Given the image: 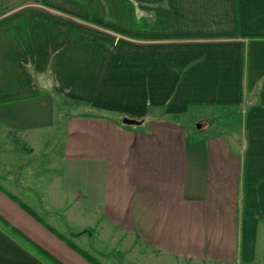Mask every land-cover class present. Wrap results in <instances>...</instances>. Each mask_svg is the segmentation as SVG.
I'll list each match as a JSON object with an SVG mask.
<instances>
[{
  "label": "crops",
  "instance_id": "crops-1",
  "mask_svg": "<svg viewBox=\"0 0 264 264\" xmlns=\"http://www.w3.org/2000/svg\"><path fill=\"white\" fill-rule=\"evenodd\" d=\"M0 158V264L256 260L264 0H0Z\"/></svg>",
  "mask_w": 264,
  "mask_h": 264
},
{
  "label": "rangeland",
  "instance_id": "rangeland-1",
  "mask_svg": "<svg viewBox=\"0 0 264 264\" xmlns=\"http://www.w3.org/2000/svg\"><path fill=\"white\" fill-rule=\"evenodd\" d=\"M117 38V36H115ZM200 112L204 113L203 110L195 111L193 113H190L189 115H186L185 117H179L178 120L185 126L191 127L193 131H195L194 134L198 135L200 132V128L206 125V121H201ZM205 113L210 114V118L212 119L213 111H207ZM194 120V123L191 124V122ZM213 134V132H211ZM45 151H48L47 149ZM44 150L37 154L36 152H31V157L28 160V162L33 159L37 158L39 160H47L48 162L53 158L52 156H48L47 153H43ZM50 152V151H49ZM51 153V152H50ZM6 158H9V156H5ZM49 157V158H48ZM41 161V162H42ZM1 162V158H0ZM45 162V161H43ZM24 165V164H23ZM22 164L16 163L14 164H7V165H1L0 163V173L5 174L7 171H9V168H15L17 167L18 170H21ZM52 171H55V168L52 167ZM4 172V173H3ZM99 233L101 236L108 237L107 239V246L104 247V250L109 251L111 250V254L108 257L107 260H105V264H209L206 262H197L193 260H187V259H178L173 257H168L162 253H159L157 251L152 250L151 248L141 245L139 243H131L128 244L125 240H119L117 243H115V238L113 235H108L109 231L106 228L99 229ZM111 237V238H110ZM244 264H264V254H262L259 258L256 260L244 263Z\"/></svg>",
  "mask_w": 264,
  "mask_h": 264
},
{
  "label": "water",
  "instance_id": "water-1",
  "mask_svg": "<svg viewBox=\"0 0 264 264\" xmlns=\"http://www.w3.org/2000/svg\"><path fill=\"white\" fill-rule=\"evenodd\" d=\"M122 122H123L124 124H128V125H130V124H138V123H140L139 121H137V120H135V119H131V118H127V117H124V118L122 119Z\"/></svg>",
  "mask_w": 264,
  "mask_h": 264
}]
</instances>
